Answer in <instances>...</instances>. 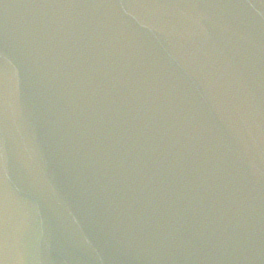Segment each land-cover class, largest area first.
I'll return each mask as SVG.
<instances>
[{"label":"water","instance_id":"1","mask_svg":"<svg viewBox=\"0 0 264 264\" xmlns=\"http://www.w3.org/2000/svg\"><path fill=\"white\" fill-rule=\"evenodd\" d=\"M0 264H260L240 0H0Z\"/></svg>","mask_w":264,"mask_h":264}]
</instances>
